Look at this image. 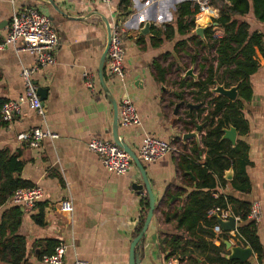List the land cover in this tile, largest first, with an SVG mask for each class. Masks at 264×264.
<instances>
[{"label":"crops","instance_id":"1","mask_svg":"<svg viewBox=\"0 0 264 264\" xmlns=\"http://www.w3.org/2000/svg\"><path fill=\"white\" fill-rule=\"evenodd\" d=\"M188 1L197 4L200 0H131L127 11H123V0H108V3L0 0V37L8 33L15 12L36 9L50 18L59 40L56 65L33 77L37 89L45 90L43 96L39 95L45 115L42 117L29 106H24L21 115L0 130V151L22 153L24 168L18 176L44 191L43 201L34 210L23 212L19 208L22 216L17 234L25 237L28 244L27 258L22 264H43V256L52 255L53 246L59 244L67 247L66 264H73L76 259L91 264H130L132 243L140 236V224L149 212L143 204L149 199L147 192L139 194L133 190V184L143 183L138 167L133 164L122 176L111 174L100 157L88 147L93 140L114 143V109L99 79V65L107 44L102 16L112 28L120 22L126 25L122 39L125 74L123 77H109L106 61L107 84L119 108L125 98H130L143 122L137 128L120 126L122 138L137 156L146 137L170 143L174 149L154 163L141 161L155 195L156 208L150 228L142 239L143 244L137 251L138 264H184L178 256L167 260L171 251L164 252L160 240L186 235L177 229L174 220V216L186 208L188 195L193 191L186 188L188 194L176 195L180 188H184L179 163L180 146L183 143L190 147L192 142L201 144L207 130L199 115L203 105L194 100L197 91L187 86L206 77L208 60L214 58L215 51L211 56L199 50L197 42L189 40L192 35H180L177 28L170 39L162 37L159 45L153 41L157 39L156 30H165L166 25L175 23L176 6ZM87 16L90 17L85 19ZM244 20L250 25L251 33L264 35V24L256 19L253 11ZM201 21L199 27L211 25L208 20L205 25ZM147 24L150 25L149 34H141ZM193 34L196 35L195 31ZM35 63V56L17 53L14 46L0 49V98L9 101L21 97L25 93L22 71ZM214 67H217L216 63ZM221 74L220 71L218 77ZM87 75L90 79L86 78ZM217 81L216 84L229 89L219 78ZM251 87L253 97L250 101L243 100L241 107L249 132H237L236 144L230 142L246 154L250 188L248 192L236 189L234 171L233 179L226 187L219 188L218 193L232 199L225 211L235 218H239L236 212L242 203L258 202L262 205L263 218L256 232L263 253L260 258L253 252L248 262L264 264V67L252 76ZM215 88L216 85L212 87ZM213 95L220 97L214 92ZM236 100H239L238 95ZM181 103L184 105L177 109ZM189 104L201 107L191 111L187 107ZM190 122L195 125H189ZM197 125L202 126L198 139L184 140L186 134L197 131ZM38 128L56 134L57 139H44L35 149L20 140ZM206 157L204 153L202 158L205 160ZM192 178L196 181L194 176ZM67 200L73 204L71 214L61 213L58 208ZM10 207L15 206L10 204ZM10 207L0 206V219ZM41 213L43 225L36 222ZM240 223L241 220L238 227ZM222 234L229 236L228 241L233 246L247 247L235 240L232 232L223 231ZM214 244L221 247L220 241L215 240ZM224 254L230 256L227 247ZM206 255L216 256L213 253ZM200 262L210 264L205 257H201Z\"/></svg>","mask_w":264,"mask_h":264},{"label":"trees","instance_id":"2","mask_svg":"<svg viewBox=\"0 0 264 264\" xmlns=\"http://www.w3.org/2000/svg\"><path fill=\"white\" fill-rule=\"evenodd\" d=\"M202 1H209L219 12V17L213 20L212 26L205 33V42L193 34L197 28L196 17L199 7L191 1L176 6L175 23L166 25L165 30H156L157 39L153 41L159 45L162 43V37L170 39L177 28L180 35H192L189 40L197 42L199 48L215 51L213 60H208L206 77L187 86L188 89L194 88L197 91L194 100L203 105L199 115L206 123L207 130L201 144L192 142L190 147L189 144L183 143L180 146L179 163L184 188H180L176 195L188 194L186 188L193 191L188 195L186 208L179 215H175L174 220L177 229L184 231L186 235L179 238H164L160 242L164 252L171 251L167 260L178 256L184 264H203L200 258L205 257L210 264H251L227 259L224 254L226 246L223 242L229 240V236L224 234L218 236L214 232L217 221L215 217L209 216V212L215 209L227 210L228 204L232 202L229 196L218 193L219 188L226 187L229 183L225 179L227 172L232 171L234 174L236 171L234 182L236 189L248 192L250 188L246 173V154L241 148L223 140V130L232 127L241 134L249 132V125L242 117L241 107L243 100L250 101L253 97L252 76L264 67V35L251 33L250 25L244 18L253 11L256 19L264 24V0ZM130 4L131 0H123V11H127ZM201 24H207V20H202ZM215 25L224 33L219 41L212 40ZM214 63L217 64L216 68ZM220 71L221 78L218 77ZM218 78L227 88L234 86L237 88L239 100L231 102L224 97L213 95L212 87L216 85ZM6 102L7 100L0 98V130L7 125L1 117V110ZM207 111V115L202 117ZM189 125L194 126L195 122H190ZM204 153L207 154L205 160L202 158ZM21 158V152L0 151V206L10 207L9 200L16 191L34 187L18 176L24 168ZM193 176L196 181L193 180ZM215 194L219 196L215 198ZM143 204L148 211L149 199ZM251 207L252 204L242 203L240 210L236 212L241 223L235 240L250 247L254 254L261 258L263 252L257 237V224L248 219ZM21 216L22 212L18 207H10L0 219V262L3 264H22L27 258V240L17 234ZM38 217L36 222L43 225V213ZM7 218L13 221L10 223ZM145 220L146 216L140 224L138 232L140 235ZM215 240L221 242V247L215 246ZM207 253L216 256H207Z\"/></svg>","mask_w":264,"mask_h":264},{"label":"built area","instance_id":"3","mask_svg":"<svg viewBox=\"0 0 264 264\" xmlns=\"http://www.w3.org/2000/svg\"><path fill=\"white\" fill-rule=\"evenodd\" d=\"M89 2L108 3V0H87ZM199 13L196 17V26L202 19H207L211 25L214 19H217V10H215L209 1L200 0L197 3ZM210 25V24H209ZM126 34V25L124 22L115 24L112 28L111 43L107 55V71L109 77H123L125 74L124 62L125 51L122 46V39ZM223 30L213 27V41H219L223 37ZM58 33L50 20V18L40 13L36 9H27L23 12H15L11 20L8 33L4 37H0V49L7 46H14L17 53L26 52L36 58V63L31 68H25L22 71L21 78L24 82L25 93L16 100L7 101L1 110V117L5 123L13 122L21 115L24 106H29L38 115L44 116L45 111L38 94V89L34 83L33 77L47 68L56 65L55 52L58 48ZM90 79V76H86ZM137 109L130 98H125L120 108V126L123 128H137L142 126ZM44 139H57L56 134L49 130L35 129L24 135L20 140L27 143L30 148H37ZM90 152L98 155L103 162L106 170L118 176L127 174L132 165L133 159L115 143L93 140L89 144ZM173 146L170 143L162 141L155 137H146L139 149L138 158L145 163H154L173 152ZM219 194H215L217 198ZM44 199V191L41 187H33L28 189H19L10 198V204L20 208L23 212L32 211ZM61 213L71 214L74 210L70 200L63 201L58 206ZM221 216L227 220L230 213L225 210L215 209L209 212V216ZM263 218V208L258 202L252 204L249 221L259 224ZM237 222V230L232 232L234 238L238 236L239 218H235ZM215 233L219 236L222 230L218 225L214 228ZM67 247L59 244L52 255L43 256V264H66L65 255ZM73 264H91L88 261L76 259Z\"/></svg>","mask_w":264,"mask_h":264},{"label":"water","instance_id":"4","mask_svg":"<svg viewBox=\"0 0 264 264\" xmlns=\"http://www.w3.org/2000/svg\"><path fill=\"white\" fill-rule=\"evenodd\" d=\"M90 16H87L85 19H87ZM102 20L105 23L106 30H107V44L105 51L102 55L100 65H99V79L100 83L103 87L104 93L106 94L108 100L113 106L114 109V119H113V142L123 149L132 159L134 162V165L138 167V169L141 172L142 178H143V183L142 184H133V190L138 192L139 194H144L145 191L148 194L149 197V212L146 218V221L144 223L143 227V232L142 234L137 237L131 246V253H130V264H138V258L139 254L137 253L138 249L142 246V239L145 236V234L148 232L150 225L152 223L154 213H155V208H156V202H155V195L152 190L150 181L148 180V177L146 175V171L144 169V166L140 159L138 158L137 154L131 149V147L124 141L120 134V108L119 104L114 98L108 84L106 81L105 77V65L107 61V55L111 43V37H112V27L110 25V22L102 16ZM212 25H208L206 27H199L196 29L195 33L196 35L201 38L203 41H206L205 33L206 31L211 27ZM217 27V25H215ZM150 31V25L147 24L141 31V34H149ZM189 75H192L191 72H189ZM212 92L215 94L225 97L228 100L235 102L237 99V88L233 87L231 89H225V87L220 86L219 84H216V88L212 89ZM38 93L40 96H43L45 94V90L40 88L38 90ZM181 105H184V103H181L180 105L177 106V109ZM191 111L193 110H198L201 106H196V105H191L189 104L187 106ZM197 131L194 133H189L184 136V140L191 139V138H196L198 139L199 134L202 132V126L197 125L196 126ZM224 137L223 140H228L231 142L233 145L236 144V137H237V131L230 127L228 129H224ZM191 175V174H190ZM233 172L229 171L226 173L225 179L227 181H231L233 179ZM218 226L220 229L224 232H234L237 230V222L235 217H229L227 220H224L221 218V216L216 215L215 216ZM224 245L227 247V249L230 251V256L227 258L231 261H239L241 263H246L248 262L252 257H253V250L250 247L243 248L241 246H233L228 240H225ZM179 264V262H177Z\"/></svg>","mask_w":264,"mask_h":264},{"label":"rangeland","instance_id":"5","mask_svg":"<svg viewBox=\"0 0 264 264\" xmlns=\"http://www.w3.org/2000/svg\"><path fill=\"white\" fill-rule=\"evenodd\" d=\"M199 48V47H198ZM199 50H201V51H205V52H207L208 54H210L211 56H212V52H214V50L213 51H211V50H205V49H201V48H199ZM198 53H200V51L198 52ZM214 57H215V55H214ZM210 58H212V59H210L209 61H212L213 60V57H210Z\"/></svg>","mask_w":264,"mask_h":264},{"label":"bare ground","instance_id":"6","mask_svg":"<svg viewBox=\"0 0 264 264\" xmlns=\"http://www.w3.org/2000/svg\"><path fill=\"white\" fill-rule=\"evenodd\" d=\"M205 20V19H204Z\"/></svg>","mask_w":264,"mask_h":264}]
</instances>
